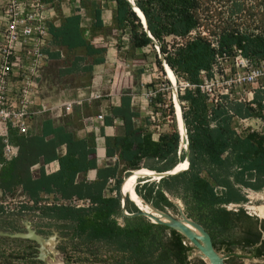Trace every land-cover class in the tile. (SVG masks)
<instances>
[{
  "label": "trees",
  "instance_id": "16d2710c",
  "mask_svg": "<svg viewBox=\"0 0 264 264\" xmlns=\"http://www.w3.org/2000/svg\"><path fill=\"white\" fill-rule=\"evenodd\" d=\"M41 1L53 9L54 16L47 22L48 38L43 46L47 62L38 78L39 97H47L48 89L87 87L93 67L104 62L106 39L120 40L126 35L115 46L120 59L109 71L110 90L119 92V100L118 104L106 105L108 113L98 125L106 158L100 165L95 158V133L84 130L78 134L89 124L88 119L98 113L99 100L74 103L70 112L58 118L48 112L34 115L24 133L8 128L7 141L17 150L15 156L6 160L0 137V193L18 192L31 202L38 216L55 222L65 237L60 245L64 264L80 260L75 253H86L104 264H206L193 255V248L174 228L140 214L122 213L119 185L127 196L122 182L132 170L151 160L157 165L150 169L161 172L184 158V151L178 152L176 125L154 139L140 117L138 120L139 112L130 104V93L142 68L123 76V61L134 59L133 63H137L136 59H145L142 48L150 46L153 63L160 71L158 54L176 77L196 85L199 71H208L220 53L230 55L239 49L252 62L264 59V31H246L224 24L214 33L213 41L196 35L170 50L166 37L184 38L200 25L201 0H133L157 45L155 51L152 39L126 0H77V6L67 15L60 13L58 4L62 0ZM108 3L111 14L106 24L101 14L103 5ZM97 37L100 43L94 41ZM177 98L183 110L188 165L157 182L134 187L136 195L158 209L172 207L168 195L175 197L186 217L209 234L214 249L219 246L230 252L239 248L253 257H263L264 219L248 214L242 207L231 210L226 205L245 201L240 187L255 190L264 186V128L261 132L243 130L237 134L232 126L234 116L256 115L264 122V105L257 99L253 106L241 102L212 104L197 86L178 90ZM160 101L161 94L156 92L151 104ZM169 111L172 113L171 106ZM106 126L112 127V134H104ZM53 161L57 167L49 170ZM91 169L94 177L87 179L86 173ZM128 183L129 177L127 187ZM46 195L54 201L39 204ZM73 198L88 203L78 207L62 203ZM123 207L129 214L137 212L127 197ZM1 208L0 203V215ZM6 240L14 239L0 236V242ZM0 263L10 262L0 258Z\"/></svg>",
  "mask_w": 264,
  "mask_h": 264
},
{
  "label": "rangeland",
  "instance_id": "374dc122",
  "mask_svg": "<svg viewBox=\"0 0 264 264\" xmlns=\"http://www.w3.org/2000/svg\"><path fill=\"white\" fill-rule=\"evenodd\" d=\"M73 4L68 0L60 1L58 4L60 13L62 15L71 13L73 8L75 7ZM110 8V3H108L107 5H103L102 7L101 15L105 21L104 23L106 24H108L110 21ZM200 8V25H198L197 28L192 30L184 38L166 37L165 40L167 42L168 49L171 50L173 47L182 44L185 40L196 35H200L210 41H213L214 33L218 32L220 27L224 24H234L237 28L246 31H264V0H201ZM82 23L84 24L85 21ZM125 38L126 35L120 36V40H125ZM106 40L107 47L109 49H115L116 51L115 46L120 41L119 38L108 37ZM94 41L100 43L101 39L97 37L94 39ZM153 48L155 51H157L155 47ZM142 51L146 54L145 59H136L135 61L137 63H133L134 59H126L125 61H123V69L128 70L129 75H131V73H133L137 67L142 68V72L140 73L139 79L137 80V85L131 89V93L134 95V97H132V106L135 107L139 112L138 120L140 117L141 123L145 124L146 128L151 132V135L155 137L156 134L163 131H169L172 127H175L174 117H172L173 113H170L169 111L170 106L172 107L171 95L172 91L177 93L178 89L183 88L184 80L173 75L174 82L172 83L171 81H169L165 76L163 67L160 71L154 65L152 48L150 46H147L142 48ZM115 53L116 58L119 60L120 58H118L117 51ZM159 56L160 54H158V57ZM115 65L116 62H113L109 65V68L106 69L104 73L106 83H108L111 79L112 73L109 71L114 68ZM149 89L159 92L161 94V101L155 103L154 105L147 104L145 112V110L142 111L139 106L143 104L144 94ZM247 89H249V87H247L246 90ZM48 90L49 95H47V97H45L44 99L47 101L54 100L56 95L59 96L62 100H69L72 97V93H74V89H70L68 87L66 89H61L58 91H56L55 89ZM101 94H104V92L100 91V95ZM103 98L105 97L103 96ZM169 104L171 105L169 106ZM178 104L182 113L183 110L181 108L180 102H178ZM102 105L103 103L99 100L98 113H102L103 118V115H106L108 113V110L106 108V105ZM256 117V115H252L251 122H255L256 125H259V119H257ZM232 126L234 127L236 126V124L233 123ZM84 130L85 128H82L78 131V133H82L84 132ZM181 151L182 149H180L179 152ZM181 162H183V159L181 160ZM144 165V167L134 169V171H138L140 169H150L157 164L151 160H147L145 161ZM127 177H129L128 187L126 186ZM127 177H125L122 182V190L124 193L129 195L128 192L134 178V173L133 175L130 173ZM157 180L158 179H154L153 177L138 178L134 182L133 190L134 187H139L143 182L150 183L157 182ZM240 192L245 197V201L237 204L229 203L228 205H226V208L235 210L237 207H242L248 214H251L253 216L255 215L258 219H263L264 216L259 215V212L256 209L259 206H264V186L255 190L240 187ZM137 198L141 200L139 197ZM168 200L172 204V207H165L163 209H158L145 202L144 200H142V202L149 205L155 211H158L173 219L181 220L183 219V217H186L185 213L183 212L182 204L177 198L168 195ZM53 201L54 199L51 195H46L39 204ZM0 203L2 207V212L0 215V226H2V228H0L1 231L25 232V228L26 226H28L30 229L34 230L35 233L41 235L42 237H51L53 248L57 251L55 256L60 260H56L54 264H64L63 253L60 250V245H62L65 237L60 234L59 230L56 228L54 221L38 216V213L36 209L32 207L31 202L26 201L18 192H14L13 194L7 193L4 195L0 193ZM7 238H11L14 240H6L0 242V258L9 260L10 263L8 264H48L45 260L36 258V255L38 253V245L34 241L26 238ZM215 250L222 258L224 264H264V257H253L247 250L232 248V251L227 252L219 246H217ZM77 254L81 257L80 260L76 261L74 259L75 263L72 261L70 262V264H104V262L102 261L91 259L89 256H87L86 253H75V255ZM70 258H72V255L70 256Z\"/></svg>",
  "mask_w": 264,
  "mask_h": 264
},
{
  "label": "built area",
  "instance_id": "2783aa9c",
  "mask_svg": "<svg viewBox=\"0 0 264 264\" xmlns=\"http://www.w3.org/2000/svg\"><path fill=\"white\" fill-rule=\"evenodd\" d=\"M74 3L77 6V0ZM53 16V9L41 0H0V137L3 142L2 155L6 160L15 156L17 150L16 146L7 141L8 128L24 133L34 115L48 112L51 117L58 118L61 114L70 112L74 103L83 100L87 103L101 97L100 91L91 90L79 99L57 102V105H48L45 98L39 97L38 78L47 62V55L43 51L48 38L47 22ZM163 71L165 72L164 68ZM199 74L198 84L184 81L183 88L197 86L212 104L241 102L253 106V100L257 99L264 105V59L252 62L242 56L239 49H234L230 55H216L209 70H200ZM247 87L249 89L246 90ZM155 94V90L149 89L145 92L142 104L145 112L147 104H151ZM173 94L178 100L177 93L172 91V107ZM257 119L259 125L251 122V117L234 116L235 133L239 134L243 130L261 132L264 122ZM88 121L97 124L89 128L97 132L102 113L91 116ZM177 133L179 134L178 130ZM180 149L178 144V152ZM108 181L111 182V179ZM62 203L78 207L87 205L88 202L73 198Z\"/></svg>",
  "mask_w": 264,
  "mask_h": 264
},
{
  "label": "water",
  "instance_id": "95a60500",
  "mask_svg": "<svg viewBox=\"0 0 264 264\" xmlns=\"http://www.w3.org/2000/svg\"><path fill=\"white\" fill-rule=\"evenodd\" d=\"M129 5L131 6L132 10L135 12L136 16L139 18V21L143 27V30L146 32L147 36L149 38H151L147 28H146V23H145V19L143 14L141 13V11L134 5L133 0H126ZM152 39V38H151ZM152 42L154 44V47L157 49V45L155 44V41L152 39ZM159 58L161 59L162 62V66L163 64L166 65V63L164 62L163 58L161 56H159ZM167 66V65H166ZM164 68V66H163ZM169 68V67H168ZM181 118H182V124H183V128H184V134H185V149H183L184 151V158H183V162H185V168L182 169H178V170H173L172 168L169 170H165V171H161V172H157L154 171V173L158 174V178H161L163 176L166 175H172L175 174L179 171H182L184 169H186L187 165H188V143H187V138H186V131H185V126H184V121H183V117H182V113H180ZM180 147V146H179ZM123 179V178H122ZM119 193L121 196V200H120V205L123 211L124 215H133V214H140L143 215L145 217H147L150 221L152 222H157V223H162L168 227L174 228L175 230H177L187 241L188 245H190L193 248V255L194 256H198L200 257L206 264H224L222 261V258L218 255V253L216 252V250L213 248L211 239L209 234L202 228L201 225L197 224L196 222L183 217V219L181 220H186L189 223H191L192 225H194L197 230L199 231L200 235H196L194 233L189 232L177 219H173L167 215H164V219L158 218L153 216L152 214L144 211L142 208H140L139 206H137L135 204V202L133 200H131L128 196H126L125 194H123L120 191V185H119ZM137 196V195H136ZM127 197L137 208V212L135 213H127L126 211H124V198ZM140 198V197H139ZM141 199V198H140ZM142 200V199H141ZM0 236H6V237H17V238H26L29 240L34 241L38 247V253L36 255L37 259H43L46 261V255L51 254L50 249H52V251L55 253H57V251L53 248V244H52V238H45L42 237L41 235H38L37 233L34 232V230L30 229L28 226H26L25 228V232H5V231H1L0 230ZM47 262V261H46Z\"/></svg>",
  "mask_w": 264,
  "mask_h": 264
},
{
  "label": "crops",
  "instance_id": "0c3cea01",
  "mask_svg": "<svg viewBox=\"0 0 264 264\" xmlns=\"http://www.w3.org/2000/svg\"><path fill=\"white\" fill-rule=\"evenodd\" d=\"M71 3L73 4L74 2L71 1ZM73 5L75 6V3ZM103 22H105L104 19H103ZM115 52H116L115 49H109L107 47L104 62L101 64H98V65H95L93 67L92 78H91L90 84L85 88L74 90V93H72V97L69 100L79 99V98H81V96H83L85 93H88L91 90L101 91L102 87H106L108 85L109 86L108 89L106 91H103L104 94H101L102 97L99 99L103 103L102 106L106 105L107 103L108 104H118L119 95H120L119 92L118 93L112 92V90H110L111 79L109 80L108 83H106L105 78H104V75H105L104 73H105L106 69L109 68V65L113 62H117V60H118L116 58ZM128 75H129V71L124 70L123 76H128ZM103 96L105 98H103ZM130 96H131L130 104L132 105L133 104V100H132L133 98L132 97H134V95L132 93H130ZM62 101H65V100H62L57 95L55 96L54 100H48V101L45 100V102L48 105H50V104L51 105L52 104L57 105V102L59 103ZM82 102H85V101L83 100ZM87 103H89V102H87ZM140 109L142 111H144L143 105H141ZM118 122H119L118 120L114 121V123H117V124H118ZM92 125L94 126L97 124H95L94 122H89V124H87V126H85V131L86 130L88 131L90 126H92ZM112 130L113 129L111 126L110 127L109 126L103 127V132L105 135L112 134ZM82 133H78V134L81 135ZM94 133H95V158H96L97 164L100 165L101 163H103L106 160V158L104 156L103 137L100 136V134L98 133V130H97V132H94ZM152 138L155 139L156 136L155 137L152 136ZM56 167H57V164L55 161L51 162L48 165V168H50V169H56ZM94 173L95 172L93 169L88 170L86 173V178L92 179L94 177Z\"/></svg>",
  "mask_w": 264,
  "mask_h": 264
},
{
  "label": "bare ground",
  "instance_id": "6f19581e",
  "mask_svg": "<svg viewBox=\"0 0 264 264\" xmlns=\"http://www.w3.org/2000/svg\"><path fill=\"white\" fill-rule=\"evenodd\" d=\"M164 66V70H165V76L166 78H168L172 83L174 82V76H173V73L172 71L168 68V66H166L165 64H163ZM173 104H174V107H173V111H174V122H175V125H176V130H178L179 134V146L180 148L183 150L185 149V134H184V128H183V122H182V118H181V115H180V108L178 106V100L175 98L174 94H173ZM182 168H185V162H178L176 164V166H174L172 168V171L173 170H178V169H182ZM132 175L134 173V178H133V181L131 183V187L129 188V195L127 194V196L133 200L135 202V204L137 206H139L140 208H142L144 211L152 214L153 216L155 217H158V218H161V219H164V215L158 211H155L154 209H152L149 205H147L146 203L142 202V200H139L136 196H135V192L133 190V185H134V182L138 179V178H144V177H153L154 179H157L158 178V174L154 173L153 170H150V169H140L138 171H134L132 170L130 172ZM258 212H259V215L261 216H264V206H259L257 207ZM189 232L191 233H194L196 235H200L199 234V231L197 230V228L192 225L191 223H189L188 221L186 220H180L179 221ZM51 252V254H48L46 255V261L48 264H54L56 260H59L56 256H55V253L52 251V249L48 248ZM60 261V260H59ZM62 264V263H61Z\"/></svg>",
  "mask_w": 264,
  "mask_h": 264
},
{
  "label": "flooded vegetation",
  "instance_id": "af4514ba",
  "mask_svg": "<svg viewBox=\"0 0 264 264\" xmlns=\"http://www.w3.org/2000/svg\"><path fill=\"white\" fill-rule=\"evenodd\" d=\"M260 219H262V218H260ZM264 219V218H263ZM264 224V223H263ZM264 257V256H263Z\"/></svg>",
  "mask_w": 264,
  "mask_h": 264
}]
</instances>
